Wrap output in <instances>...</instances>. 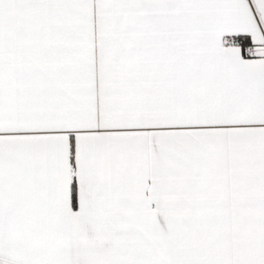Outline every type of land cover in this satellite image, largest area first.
<instances>
[{"label":"snow or ice","instance_id":"snow-or-ice-1","mask_svg":"<svg viewBox=\"0 0 264 264\" xmlns=\"http://www.w3.org/2000/svg\"><path fill=\"white\" fill-rule=\"evenodd\" d=\"M0 264H264V0H0Z\"/></svg>","mask_w":264,"mask_h":264}]
</instances>
